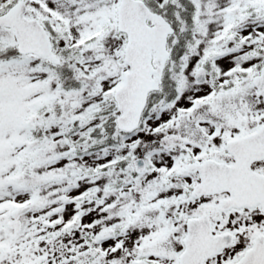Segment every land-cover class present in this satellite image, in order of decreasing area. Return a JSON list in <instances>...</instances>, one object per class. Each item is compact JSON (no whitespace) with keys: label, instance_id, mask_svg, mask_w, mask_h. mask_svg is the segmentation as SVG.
Returning a JSON list of instances; mask_svg holds the SVG:
<instances>
[{"label":"snow or ice","instance_id":"obj_1","mask_svg":"<svg viewBox=\"0 0 264 264\" xmlns=\"http://www.w3.org/2000/svg\"><path fill=\"white\" fill-rule=\"evenodd\" d=\"M0 264H264V0H0Z\"/></svg>","mask_w":264,"mask_h":264}]
</instances>
